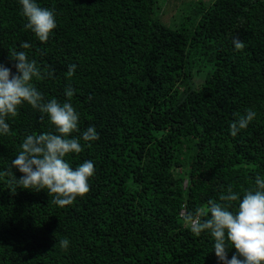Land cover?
I'll return each instance as SVG.
<instances>
[{"label":"trees","instance_id":"16d2710c","mask_svg":"<svg viewBox=\"0 0 264 264\" xmlns=\"http://www.w3.org/2000/svg\"><path fill=\"white\" fill-rule=\"evenodd\" d=\"M162 1L36 0L57 21L40 42L18 0H0V64L15 74L9 49L26 52L45 101L74 90L71 135L99 134L65 157L73 169L92 161L94 175L60 207L46 189L18 187L11 168L28 135L56 133L49 117L24 103L6 118L0 264H223L210 233L194 235L182 215L229 186L242 199L264 178V0H193L178 28L162 21ZM249 108L256 118L233 137L234 114Z\"/></svg>","mask_w":264,"mask_h":264},{"label":"clouds","instance_id":"9594fccd","mask_svg":"<svg viewBox=\"0 0 264 264\" xmlns=\"http://www.w3.org/2000/svg\"><path fill=\"white\" fill-rule=\"evenodd\" d=\"M18 3L27 20L25 28L31 30L40 42H47L57 27L54 12L39 6L36 0H18ZM233 44L237 50L245 46L238 38ZM20 47L28 49L30 45L25 42ZM9 58L16 72L13 74L10 68L0 64V133H9L6 118L17 116L18 108L24 103L47 114L56 129L55 134H34L24 139L19 154L11 162L12 169L23 173L19 179L15 177V184L36 191L46 189L54 204L60 207L71 205L77 197L90 191L89 179L94 175V164L89 160L73 169L65 157L70 153L79 154L83 151L81 140L95 141L99 134L94 126H89L80 136L71 135L80 130L79 113L69 102L74 95L70 84L65 89L68 101L60 103L55 98L45 101L32 83L34 78H42L37 62L29 60L26 52L15 49H9ZM76 67L69 66L68 78L74 75ZM234 115L236 119L230 125L233 137L247 129L257 114L249 108ZM87 146L91 147V144ZM182 220L196 236L210 233L215 255L223 264H264V178L257 176L255 187L245 190L242 199L241 194L229 186L220 193L218 201L210 199L194 212H185ZM68 244L67 239L60 242L62 248H67ZM229 248L235 249L231 259H228Z\"/></svg>","mask_w":264,"mask_h":264},{"label":"rangeland","instance_id":"374dc122","mask_svg":"<svg viewBox=\"0 0 264 264\" xmlns=\"http://www.w3.org/2000/svg\"><path fill=\"white\" fill-rule=\"evenodd\" d=\"M209 3L213 0H203ZM193 0H163L160 16L164 23L171 28H178L183 17L190 11Z\"/></svg>","mask_w":264,"mask_h":264}]
</instances>
